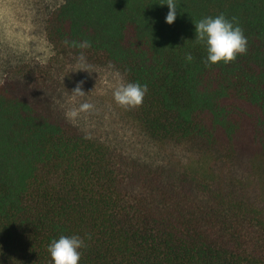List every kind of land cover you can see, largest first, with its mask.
I'll return each instance as SVG.
<instances>
[{"label": "trees", "instance_id": "1", "mask_svg": "<svg viewBox=\"0 0 264 264\" xmlns=\"http://www.w3.org/2000/svg\"><path fill=\"white\" fill-rule=\"evenodd\" d=\"M163 2L61 0L47 38L146 83L131 115L198 161H147L88 135L59 103L60 60L12 66L0 84V264H52L48 244L72 234L85 240L78 264H264V0H175L172 24ZM220 13L247 52L206 65L193 20Z\"/></svg>", "mask_w": 264, "mask_h": 264}, {"label": "rangeland", "instance_id": "2", "mask_svg": "<svg viewBox=\"0 0 264 264\" xmlns=\"http://www.w3.org/2000/svg\"><path fill=\"white\" fill-rule=\"evenodd\" d=\"M61 0H0V84L9 69L23 62L64 65V87L58 97L68 117L85 132L122 151L147 161L193 164L198 155L183 146L151 139L131 115L129 107L118 105L113 90L126 75L109 65L80 63L59 53L47 38L46 23ZM80 83L85 93H74ZM90 103L89 110L80 105Z\"/></svg>", "mask_w": 264, "mask_h": 264}, {"label": "clouds", "instance_id": "3", "mask_svg": "<svg viewBox=\"0 0 264 264\" xmlns=\"http://www.w3.org/2000/svg\"><path fill=\"white\" fill-rule=\"evenodd\" d=\"M161 4H167L169 11L165 16V22L172 24L177 18V4L175 0H166ZM195 40L203 44L206 49L205 64H225L233 61L240 54L247 52L248 39L243 28L235 17H227L224 13L215 16H203L198 20H193ZM88 42L81 44V47H89ZM184 58L191 62L194 57L191 51H186ZM85 56L80 53L78 62L84 63ZM74 93L83 94L81 84L72 89ZM148 91L146 83L121 82L113 90L114 101L123 107H136L142 104L145 94ZM93 107L90 103L80 105V110H89ZM76 110L68 113L75 116ZM85 240L78 234L60 235L48 244V251L52 258V264H78L82 257L81 249L84 248Z\"/></svg>", "mask_w": 264, "mask_h": 264}]
</instances>
